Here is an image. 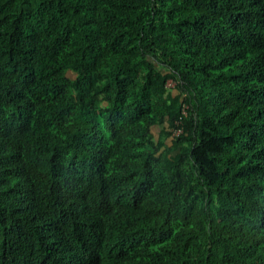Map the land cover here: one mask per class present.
I'll list each match as a JSON object with an SVG mask.
<instances>
[{
  "label": "trees",
  "instance_id": "16d2710c",
  "mask_svg": "<svg viewBox=\"0 0 264 264\" xmlns=\"http://www.w3.org/2000/svg\"><path fill=\"white\" fill-rule=\"evenodd\" d=\"M0 264H264V0H0Z\"/></svg>",
  "mask_w": 264,
  "mask_h": 264
},
{
  "label": "rangeland",
  "instance_id": "374dc122",
  "mask_svg": "<svg viewBox=\"0 0 264 264\" xmlns=\"http://www.w3.org/2000/svg\"><path fill=\"white\" fill-rule=\"evenodd\" d=\"M175 86H176V82L173 81V80H171L169 82L168 88H169V91L170 92H172L175 95H177L178 93H177V91L175 89ZM153 132H154V136H155V140L156 141H159L160 139H162L163 134H162V132L160 131L159 128L155 127ZM176 133H177V131H176ZM164 141H165L166 145H171L172 144L171 143L172 138L171 137H168L166 135L164 136Z\"/></svg>",
  "mask_w": 264,
  "mask_h": 264
},
{
  "label": "built area",
  "instance_id": "2783aa9c",
  "mask_svg": "<svg viewBox=\"0 0 264 264\" xmlns=\"http://www.w3.org/2000/svg\"><path fill=\"white\" fill-rule=\"evenodd\" d=\"M177 133H179V131H177Z\"/></svg>",
  "mask_w": 264,
  "mask_h": 264
}]
</instances>
